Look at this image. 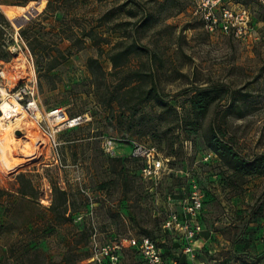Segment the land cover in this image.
I'll return each mask as SVG.
<instances>
[{"label":"rangeland","instance_id":"obj_1","mask_svg":"<svg viewBox=\"0 0 264 264\" xmlns=\"http://www.w3.org/2000/svg\"><path fill=\"white\" fill-rule=\"evenodd\" d=\"M233 1L250 6L255 33L249 39L209 34L191 0H0V44L10 54L0 60V88L21 105L35 103L27 114L39 138L30 142L22 122L14 131L15 168L7 170L0 157V264H85L92 224L105 241L151 237L178 264H264V177L247 178L235 194L229 169L208 145L214 126L243 158L264 155V8ZM26 26L30 37L37 33L48 44L75 45L47 75L19 38ZM82 29L103 39L101 56ZM120 41L140 48L116 75L108 53ZM90 58L104 73L101 102L140 76L144 88L155 81L171 110L150 101L129 115L99 103ZM196 87L220 94L212 93L207 116L194 124ZM56 111L60 120L51 115ZM76 117L84 122L68 127ZM103 137L115 141L116 157L102 152ZM131 139L157 147L171 172L157 183L144 181L141 164L130 158ZM62 192L66 213L58 221L51 207ZM194 195L202 201L197 236L165 231L168 214H182ZM122 264L139 259L126 251Z\"/></svg>","mask_w":264,"mask_h":264},{"label":"built area","instance_id":"obj_2","mask_svg":"<svg viewBox=\"0 0 264 264\" xmlns=\"http://www.w3.org/2000/svg\"><path fill=\"white\" fill-rule=\"evenodd\" d=\"M191 1L193 14L199 18L209 34H220L235 40H245L251 38L255 33L249 5L247 7L241 2L233 0ZM254 1L264 8V0ZM29 94L33 97V92H29ZM23 106L27 113H33L36 109V105L32 101ZM74 120H76V125L84 122L81 117L74 118ZM127 143L131 148L130 158L141 164L139 173L144 181L157 183L162 176L171 172L168 159L154 145L136 139H131ZM115 148L116 144L113 139L108 137L101 139V149L106 156L116 157ZM201 208L200 196H192L185 201L182 214L176 212L168 214L163 221V229L168 232L179 231L186 239H193L201 230L199 225ZM88 248L90 257L85 260V264H122L126 251L136 254L139 264H178L169 258L165 248L151 237L131 236L105 241L95 224L91 225ZM184 251L188 252L189 249L186 248Z\"/></svg>","mask_w":264,"mask_h":264},{"label":"trees","instance_id":"obj_3","mask_svg":"<svg viewBox=\"0 0 264 264\" xmlns=\"http://www.w3.org/2000/svg\"><path fill=\"white\" fill-rule=\"evenodd\" d=\"M29 30L31 29H29L28 26L23 27L19 32V38L23 43H25L28 51L34 58V64L37 68V71L43 72L45 75L49 74L58 66H60L71 54L70 47L75 46L73 43H71L69 47L62 48L59 45L48 44L41 40L37 33H34L33 36L30 37V35L27 34ZM80 32L83 38H88L92 41V44L98 50V56H101L103 53V39L99 37V35L93 30L86 31V29H82ZM139 48L140 47H138V45L134 42L126 43L123 41L117 42L111 47L108 53V59L111 62L114 74L121 75L125 73L126 64L129 60V57ZM9 56V52L3 47L2 44H0V60L6 61ZM88 69L90 70L93 78L92 86L97 98L101 94V87L98 83L99 78L104 76L98 59L90 58L88 60ZM142 80L143 79L140 76L130 79V81L125 85L119 87V91L117 90L115 93H110L109 97H107V100L103 102L106 103L108 107H112L113 104H116L122 112L127 111L129 115L134 114L138 107H143L150 101H154L164 109L171 110L167 98L163 96L161 91L157 88L155 81L150 78V85L144 88L141 85ZM212 93L220 94V90L210 91L209 89L202 87H196L193 89V95L190 98L192 112V119H190V121L194 124H197L200 119H204L207 116L209 109L214 102V98L216 97ZM104 95L107 96V94ZM133 96L136 97L132 98ZM127 97L129 98L127 99ZM217 98L221 100L223 96L217 95ZM98 102L103 104V102H101L99 99ZM180 122H182V120H180ZM77 126L78 125H74V127ZM208 145L214 155L218 156L219 159L222 160L229 169L230 175L228 176V180L230 181L231 189L235 192V194L242 190L247 178L264 177V155H258L253 159L243 158L241 155L235 152L230 143L223 141V136L220 135L214 126L209 127ZM1 193L2 192L0 191V194ZM22 194L26 195L24 192H22ZM62 194L64 196L61 198V202H54L51 207L52 215L58 221H60L61 218H64L66 213V209L60 210V208H63V206L66 204L65 193L62 192ZM258 212L260 213V211ZM252 216L255 220L256 215ZM165 250L166 254H168L167 248H165ZM89 257V254H87L86 259Z\"/></svg>","mask_w":264,"mask_h":264},{"label":"bare ground","instance_id":"obj_4","mask_svg":"<svg viewBox=\"0 0 264 264\" xmlns=\"http://www.w3.org/2000/svg\"><path fill=\"white\" fill-rule=\"evenodd\" d=\"M23 17L24 16H22V19ZM0 113H1L0 114V157L6 169L10 171L11 169L15 168V163L10 162V158H14V156L16 155L15 141L18 138L14 132L15 128H19L20 125H22V122H25L27 126V131L30 130L28 132L32 136L30 138L27 137L30 140V142L35 143L38 141L39 138H38V134L36 133L34 122L32 121V119L30 120L28 118V114L25 111L24 106L21 105V103H19L18 97L9 95L5 90L1 88H0ZM58 113L59 111H56L51 113V115L56 114L59 117L58 119L60 120L62 116L59 115ZM75 124H76V120L74 119L68 120V124H67L68 127H74Z\"/></svg>","mask_w":264,"mask_h":264},{"label":"crops","instance_id":"obj_5","mask_svg":"<svg viewBox=\"0 0 264 264\" xmlns=\"http://www.w3.org/2000/svg\"><path fill=\"white\" fill-rule=\"evenodd\" d=\"M238 254H240V253H237V255H238ZM246 262H248V261L246 260ZM232 264H237V263L233 262Z\"/></svg>","mask_w":264,"mask_h":264}]
</instances>
